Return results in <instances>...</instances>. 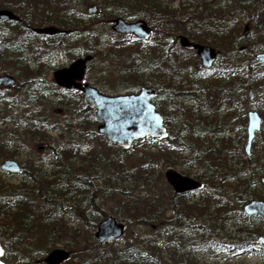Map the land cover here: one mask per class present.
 <instances>
[{
  "label": "trees",
  "instance_id": "1",
  "mask_svg": "<svg viewBox=\"0 0 264 264\" xmlns=\"http://www.w3.org/2000/svg\"><path fill=\"white\" fill-rule=\"evenodd\" d=\"M213 1L199 0L200 9L178 14L175 9L163 5L162 0H100L105 15H119L126 20L142 18L151 28L146 40L132 37V42L137 43L129 44L134 45L130 47L135 48V54L130 56L131 52L123 59L118 78L129 91L142 86L156 89L152 101L163 118L167 136L134 140L133 143L139 141L141 144L130 166L114 151L113 147L118 148L119 144L96 133L95 125L99 120L94 110L84 103L81 93L56 85L39 71L42 57H49L63 48V41H68L66 37L85 34L90 41L97 36L95 29L92 26L81 29L79 20L73 17L71 0H0V8L20 12V19L5 21L4 26L0 24V58L5 60L7 49L16 52L11 54L16 55L17 73L22 79L16 99H23L22 104L32 108L16 120L12 118V129L17 131L14 137L27 133L31 139H44L48 137L47 131L56 126L53 125L54 108L68 116L59 130L61 143L58 141L51 147L50 168L54 180L44 178L36 164L24 162L18 184H0V234L8 229V244L13 246H3L0 241V259L6 264H46L41 258L26 256L20 245L30 242L34 236L42 238L47 243L46 248L58 241L62 234L60 219L70 214V205L74 202L70 198L74 194L84 193L81 205L84 211L95 206L92 197L98 188L91 182L92 175L103 178L104 195L108 190H116L123 179L130 178L134 189L144 195L121 205L128 215L125 232L135 225L151 233L140 235L133 229L121 249L101 252L104 247L96 242L92 247L70 254L64 262L198 264L197 256L189 255L194 249L211 254L226 251L233 256L260 248L264 256V244L255 243V238L264 233V224L259 215H246L242 211L249 199L264 200V189L257 187L264 181V113H260L263 116L261 127L252 139L248 155L232 143L236 134L234 120L241 126L239 138L243 141L247 137L243 107L252 108L256 100L260 110H264V70L254 58L257 51L264 50V0H239L240 16L248 17L253 30L246 35L243 29L238 36L233 27H222L225 26L222 12L227 10H221V6L226 0L217 1L215 8ZM106 5L112 10L106 11ZM36 11L44 16L39 25H55L65 31L52 36L31 31V27L37 25L32 18ZM110 34V43L106 42L108 48L101 51L102 55L128 53L130 48L124 38L129 36L118 35L112 30ZM179 35L187 36L191 42L214 47L217 56L212 66L203 67L192 47L177 48ZM118 36L121 40L116 39ZM238 38H241L239 45ZM90 52L89 61L96 50L84 45V55ZM5 97L7 95L0 96V103ZM221 111L226 113L221 114ZM92 138L99 139L101 145L84 150L83 140ZM7 153V145L0 142V157ZM256 154L260 156L257 161ZM180 158L187 166L180 172H192L200 185L193 191H172L165 202L152 178L153 162L161 159L172 168ZM197 193V199L188 198ZM10 208L14 209L6 214V209ZM167 211L170 215H166ZM231 220L237 222L236 234L227 231ZM96 223L92 222V229ZM7 252L11 254L9 257Z\"/></svg>",
  "mask_w": 264,
  "mask_h": 264
},
{
  "label": "rangeland",
  "instance_id": "2",
  "mask_svg": "<svg viewBox=\"0 0 264 264\" xmlns=\"http://www.w3.org/2000/svg\"><path fill=\"white\" fill-rule=\"evenodd\" d=\"M16 1V0H13ZM217 1L214 0L212 3V7H217ZM73 4V11L72 13H75V16L70 13V16L72 15L74 19L79 20L81 29H90L91 26L93 29H95V36L94 39L87 41L86 35L78 34V35H70L69 37H66L68 41H63L62 43L63 48L59 49L57 52H54L49 57H42L40 63H39V71L41 75L45 76L46 79H51V72L54 68L66 65L72 60H74L77 57H81L84 55V45L86 46H93L95 52L94 58L88 62L86 73H85V80L93 84L95 87L100 89L103 93L106 94H117V93H124L128 92L129 90L125 89L124 82L118 78L119 76V70L122 68V61L124 58H127V54L134 55L135 53L133 50L135 49L132 45L133 43L131 39H133V36H129L128 38L125 37L124 40L127 41L126 46H128L129 52H124L123 54H117L113 52H109V54L106 56H103L101 51H106L108 48V45L106 42L110 43L112 35L110 34V22L113 18L118 17H109L103 13V10H101L99 2L100 0H71ZM239 3V0H226L222 6L221 10H227L225 12H222V17L225 20L224 25L222 27H233L236 30V35L242 34V31L244 28H246V35L252 33V24H250L248 21L247 16H240V8L237 7ZM95 4L97 5V11L95 13H89L87 11V7L89 5ZM163 5H167L170 9H175L178 11V14L185 13L187 11H191L194 9H200L198 6L199 0H162ZM106 11H111L112 8L108 5L104 6ZM102 11V12H101ZM105 12V11H104ZM232 12V13H230ZM106 13V12H105ZM17 14L20 15V12ZM33 22L37 24L36 26H40L39 23H42L44 21V16L41 15L40 12H33ZM135 17H129L128 20H134ZM233 20L232 24L231 21ZM1 25H6L3 23H0ZM32 26V25H31ZM1 27V26H0ZM11 29H15V26H11ZM19 33H22L23 30L17 29ZM106 35V36H104ZM94 37V36H93ZM91 37V38H93ZM119 37V36H118ZM118 40H121V38H116ZM132 43V44H129ZM241 44V38H238V45ZM237 45V46H238ZM176 47H180L179 43L176 41ZM6 52V58L5 60L0 58V74H11L15 77L16 82L12 86L4 87L0 86V96L7 95L5 97V101L0 103V142H3L7 145L8 153L4 154V156L0 157V163L4 158H14L16 159L21 166L24 165V162L27 164L32 163L36 164V166H39L41 168L42 176L49 180H54L53 171L50 168V163L52 159L51 155V147L54 146V144L61 143V138H59V130L62 127V122L64 118H67V114L64 111H57L54 108L55 115L53 116L55 123L52 126L51 131H47V136L44 139L40 140H34L31 139V137L24 133L22 135H18V138L14 137V131L12 129L14 125V121H12V118L15 120L17 119V116L24 115L28 111H31L32 108L27 106L23 103V99L17 101L16 95L19 94V88L22 83V79L18 77V67L16 65V55H12V50H5ZM92 52V51H91ZM90 52V54H91ZM258 52V51H257ZM129 56V57H130ZM255 58V57H254ZM256 59V58H255ZM245 61V59H243ZM16 62V63H15ZM143 62V61H142ZM184 82H188L185 80ZM228 109V108H227ZM255 109L260 114L264 113V110H260L259 106L256 103V100L253 101V107L252 108H246L245 106L242 109V113H247L248 110ZM56 110V111H55ZM226 113V112H225ZM224 111H221V114H225ZM260 114V115H261ZM226 115L225 117H227ZM264 116V115H263ZM261 117V120L263 118ZM229 119V118H228ZM97 124V123H96ZM235 125V132L236 134L233 135L232 143L236 147H240L242 150H244V145L246 140H241L239 136L242 135L241 126H237V120H234ZM96 127V125H95ZM20 129V128H19ZM18 129V130H19ZM245 130H246V119H245ZM246 134V131H245ZM221 135V134H218ZM247 135V134H246ZM218 137V136H216ZM15 138V139H14ZM84 150L89 151L90 149L94 147H99L101 145V142L99 139L92 138L84 139ZM139 144H141L139 141L132 143L131 147L127 150H124L119 146L118 148H114V151H117L118 154L121 155V158L123 162L126 163V165L132 166L134 163V156L138 154V148ZM252 150V145L250 147V151ZM183 154H186L183 152ZM260 158L256 154L255 160L257 161ZM77 161L79 164L81 163V160L77 158ZM260 163V160H259ZM153 167L155 168L153 170L152 178L154 179L155 186L162 191V199L164 201H167V198L169 197L170 193L172 192L171 187L167 184L165 178H164V171L169 166L166 165L165 161L163 160H154ZM38 167V168H39ZM173 169L177 171H183L187 168L186 164H184L183 160L178 161L175 163V166L172 167ZM263 171V177H264V168H262ZM112 172V170H110ZM100 171L96 175H98ZM189 176H193V173L187 174ZM92 183H96L97 190L95 196L92 197L94 200L95 206H89L85 211L82 209V201L84 200V193L79 192L77 194H74L70 199L74 202L70 205V214L69 215H63L62 219H60L61 222V232L62 234L59 235L58 241H56L53 245L50 244L47 248V243L42 240V238H39L38 236L31 237L30 242L27 241L25 244H21V251L24 252L26 256H32L36 258H43L46 256L47 252L50 251L53 248L56 247H62L70 251V254L76 253L80 250H85L86 248L92 247L94 243H96L94 238V231L96 229H92V222L96 221L98 222L102 216L104 215H113L118 220H121L124 224L127 221L128 215L126 214V211L124 210L123 202L126 200H132V199H141L144 195L143 192H141L139 189L136 188L135 185L131 182L132 180L130 178L123 179L121 182H119L121 185H117L116 190H108V192L103 194L104 186L101 185L103 183V178L95 177L94 175L91 176ZM21 179L20 173H9L5 172L0 168V184L1 183H7V184H18ZM169 186H167L164 182ZM133 184V185H132ZM262 185V186H261ZM264 181L262 184H258L257 187L259 189H264ZM91 186H93L91 184ZM155 186H151L154 188ZM64 189V188H63ZM193 197L194 199H197L199 197V194L189 195L188 198ZM14 208H10V210L6 209V214H10V211H12ZM2 211V210H1ZM2 212L0 213V217ZM166 215H170V211H167ZM97 224V223H96ZM133 229H135V233H139L140 235L147 236L149 233H151L147 228H144V231H141L140 227H136L135 225H131L129 231L125 232L118 241L112 240L109 242H106L103 245V249L100 251L105 250H113V249H121L126 244L127 239L129 235H131L133 232ZM237 222L235 220H231L227 227V231L231 234L237 233ZM8 230V229H7ZM7 230H5L4 234H0V241L2 242L1 245L8 246L12 248L10 244H8V236H6ZM132 232V233H131ZM264 234V233H262ZM243 236V235H241ZM1 248V246H0ZM46 248V249H45ZM96 249V248H93ZM189 254V253H188ZM11 254L9 252L6 253V256L9 257ZM197 256L198 264H264V256L261 255V249H250L249 251H244L238 255L230 256L229 253H226V251L216 252V254H211L208 251L205 250H199L194 249V251L189 254ZM141 259L140 257L138 258ZM69 261V260H68ZM172 263V262H170ZM61 264H69L68 262H62ZM172 264H175L172 263Z\"/></svg>",
  "mask_w": 264,
  "mask_h": 264
},
{
  "label": "water",
  "instance_id": "3",
  "mask_svg": "<svg viewBox=\"0 0 264 264\" xmlns=\"http://www.w3.org/2000/svg\"><path fill=\"white\" fill-rule=\"evenodd\" d=\"M96 5L87 7L89 13L96 12ZM19 16L8 8H0V20H18ZM111 30L118 34H133L137 38L145 39L150 35V28L145 19L137 18L126 20L121 16L111 20ZM31 30L37 34L52 36L64 31L54 25L34 26ZM246 32V28H244ZM178 42L183 47L191 46L199 57L200 64L209 68L216 56L214 47L197 42H191L187 36L179 35ZM254 57L262 64L264 70V50L255 53ZM92 58L91 54L77 57L65 66L52 71L51 77L55 84L66 89H77L81 92L83 101L94 109L99 122L96 125L98 135L105 136L108 140L120 144L121 148L127 150L135 139L144 136L166 137L167 131L161 114L156 110L152 99L156 95L153 86H142L137 91L109 95L98 90L88 81H83L86 63ZM16 79L11 74H0V85L12 86ZM251 98L252 91L249 89ZM261 127V117L257 110L247 111L246 120V143L244 152L250 153L252 139ZM2 170L17 172L19 163L13 158H5L1 161ZM164 178L175 193L192 191L199 187V181L193 177L183 174L175 169H166ZM246 215L258 214L264 223V200L252 198L242 206ZM125 231V224L113 215L102 217L96 224L94 238L98 244L111 240L120 239ZM255 243L264 244V234L256 237ZM1 252V249H0ZM70 255L69 250L56 247L47 252L43 258L46 264H60ZM0 264H6L0 259Z\"/></svg>",
  "mask_w": 264,
  "mask_h": 264
},
{
  "label": "flooded vegetation",
  "instance_id": "4",
  "mask_svg": "<svg viewBox=\"0 0 264 264\" xmlns=\"http://www.w3.org/2000/svg\"><path fill=\"white\" fill-rule=\"evenodd\" d=\"M11 10V9H10ZM13 11V10H12ZM14 12V11H13ZM19 16V15H18ZM20 19V18H19ZM5 21H16V20H0V23H3V24H7V23H5ZM10 25V24H9ZM48 25H50V24H48ZM41 26V25H40ZM43 26H46V25H43ZM57 27V26H56ZM58 28H60V27H58ZM150 28V27H149ZM61 30H65V29H62V28H60ZM61 32H64V31H61ZM150 32H151V28H150ZM57 34V33H56ZM118 35H122V34H118ZM124 35H127V36H133V34H124ZM134 37V36H133ZM70 63V62H69ZM87 64H88V61H87V63H86V68H87ZM67 65V64H66ZM62 66H65V65H61V66H58V67H56V68H59V67H62ZM56 68H54V69H56ZM53 69V70H54ZM52 70V71H53ZM52 73V72H51ZM85 73H86V70H85ZM51 80H52V77H51ZM53 81V80H52ZM83 81H86L85 80V74H84V79H83ZM57 85V84H56ZM0 86H3V85H0ZM4 87H8V86H4ZM75 90H77V89H75ZM77 91H79V90H77ZM81 93V92H80ZM14 159V158H13ZM16 160V159H15ZM17 161V160H16ZM18 162V161H17ZM19 163V162H18ZM19 165H20V163H19ZM20 169H21V165H20ZM20 169H19V171H20ZM19 171H17V172H15V173H19ZM5 172H7V171H5ZM9 172V171H8ZM10 173V172H9ZM11 173H14V172H11Z\"/></svg>",
  "mask_w": 264,
  "mask_h": 264
}]
</instances>
